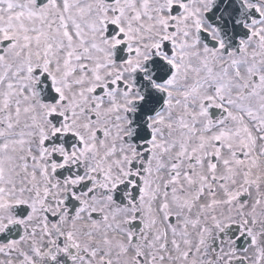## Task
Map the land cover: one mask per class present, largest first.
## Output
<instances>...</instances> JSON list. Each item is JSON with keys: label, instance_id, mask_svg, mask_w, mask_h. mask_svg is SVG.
<instances>
[{"label": "snow or ice", "instance_id": "obj_1", "mask_svg": "<svg viewBox=\"0 0 264 264\" xmlns=\"http://www.w3.org/2000/svg\"><path fill=\"white\" fill-rule=\"evenodd\" d=\"M0 264H264V0H0Z\"/></svg>", "mask_w": 264, "mask_h": 264}]
</instances>
